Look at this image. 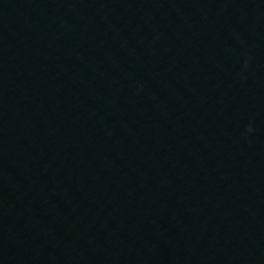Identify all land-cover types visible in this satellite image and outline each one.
I'll return each mask as SVG.
<instances>
[{
    "label": "water",
    "instance_id": "water-1",
    "mask_svg": "<svg viewBox=\"0 0 264 264\" xmlns=\"http://www.w3.org/2000/svg\"><path fill=\"white\" fill-rule=\"evenodd\" d=\"M0 264H264V0H0Z\"/></svg>",
    "mask_w": 264,
    "mask_h": 264
}]
</instances>
